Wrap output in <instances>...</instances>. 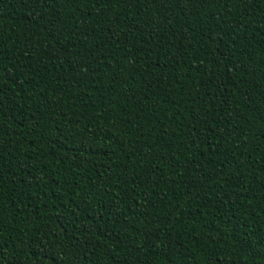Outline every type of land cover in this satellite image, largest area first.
<instances>
[{
  "label": "trees",
  "instance_id": "trees-1",
  "mask_svg": "<svg viewBox=\"0 0 264 264\" xmlns=\"http://www.w3.org/2000/svg\"><path fill=\"white\" fill-rule=\"evenodd\" d=\"M0 264H264V0H0Z\"/></svg>",
  "mask_w": 264,
  "mask_h": 264
}]
</instances>
